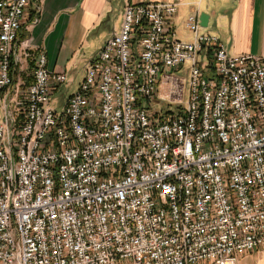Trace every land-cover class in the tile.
<instances>
[{
	"label": "built area",
	"instance_id": "obj_1",
	"mask_svg": "<svg viewBox=\"0 0 264 264\" xmlns=\"http://www.w3.org/2000/svg\"><path fill=\"white\" fill-rule=\"evenodd\" d=\"M30 1L0 0V264H237L264 247V54L229 53L199 11L179 39L175 2L129 1L56 109L71 79L19 40ZM183 65L187 100L154 108Z\"/></svg>",
	"mask_w": 264,
	"mask_h": 264
},
{
	"label": "crops",
	"instance_id": "obj_2",
	"mask_svg": "<svg viewBox=\"0 0 264 264\" xmlns=\"http://www.w3.org/2000/svg\"><path fill=\"white\" fill-rule=\"evenodd\" d=\"M129 1L175 2L172 28L176 37L186 41L194 39L186 25L188 15L205 11L210 18L203 32L216 35L229 53L264 54V0H31L19 40L33 55L45 51L48 66L70 76L76 90L88 61L121 27L123 9ZM22 62L17 72L23 77V68L31 67L32 60ZM237 264H264V247L242 256Z\"/></svg>",
	"mask_w": 264,
	"mask_h": 264
},
{
	"label": "rangeland",
	"instance_id": "obj_3",
	"mask_svg": "<svg viewBox=\"0 0 264 264\" xmlns=\"http://www.w3.org/2000/svg\"><path fill=\"white\" fill-rule=\"evenodd\" d=\"M120 29V28H119ZM206 29V28H205ZM30 68L24 67V74L27 75L30 72ZM188 68L183 65L181 67H177L174 69L173 78H170L171 83H167L165 85H161L160 90L165 91L166 89L170 88L171 86L175 89L173 92V99H175V102H168L164 100H158L156 99L153 107L156 109H165L170 108L172 110H177V108H181V105L184 104V102L187 100L189 96V73ZM70 79V76H69ZM76 84H70V82H67V84H64L62 88L53 95V98L51 100V104L56 109H61V106L63 105L62 101L66 94L72 93L75 91ZM182 101V102H181ZM1 102V98H0ZM2 116V115H1ZM1 119V117H0Z\"/></svg>",
	"mask_w": 264,
	"mask_h": 264
},
{
	"label": "water",
	"instance_id": "obj_4",
	"mask_svg": "<svg viewBox=\"0 0 264 264\" xmlns=\"http://www.w3.org/2000/svg\"><path fill=\"white\" fill-rule=\"evenodd\" d=\"M209 18H210V14H208L205 11H200V13H199V19H200V24L202 26H204V27H207L208 26Z\"/></svg>",
	"mask_w": 264,
	"mask_h": 264
}]
</instances>
